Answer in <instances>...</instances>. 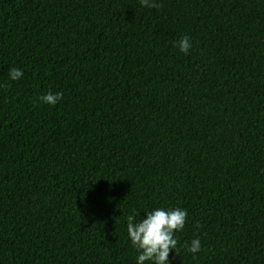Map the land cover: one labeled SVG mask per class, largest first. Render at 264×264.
I'll list each match as a JSON object with an SVG mask.
<instances>
[{"label":"trees","instance_id":"1","mask_svg":"<svg viewBox=\"0 0 264 264\" xmlns=\"http://www.w3.org/2000/svg\"><path fill=\"white\" fill-rule=\"evenodd\" d=\"M0 264H264V0H0Z\"/></svg>","mask_w":264,"mask_h":264}]
</instances>
